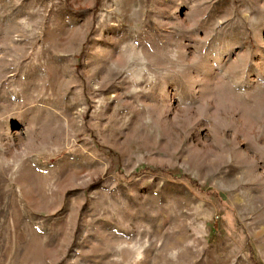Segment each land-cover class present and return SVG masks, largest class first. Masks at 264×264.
Masks as SVG:
<instances>
[{
    "label": "rangeland",
    "instance_id": "rangeland-1",
    "mask_svg": "<svg viewBox=\"0 0 264 264\" xmlns=\"http://www.w3.org/2000/svg\"><path fill=\"white\" fill-rule=\"evenodd\" d=\"M0 264H264V0H0Z\"/></svg>",
    "mask_w": 264,
    "mask_h": 264
}]
</instances>
